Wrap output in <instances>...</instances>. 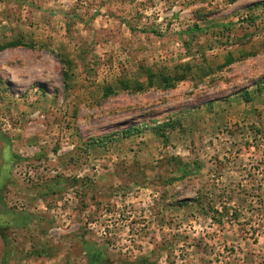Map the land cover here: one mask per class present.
<instances>
[{"label":"rangeland","instance_id":"1","mask_svg":"<svg viewBox=\"0 0 264 264\" xmlns=\"http://www.w3.org/2000/svg\"><path fill=\"white\" fill-rule=\"evenodd\" d=\"M91 262L264 264V0H0V264Z\"/></svg>","mask_w":264,"mask_h":264},{"label":"trees","instance_id":"2","mask_svg":"<svg viewBox=\"0 0 264 264\" xmlns=\"http://www.w3.org/2000/svg\"><path fill=\"white\" fill-rule=\"evenodd\" d=\"M195 30H199L197 27H195ZM156 134L158 136L162 135L163 133H166L168 129L172 128V124L171 123H167L165 126L163 125H159V126H153L152 127ZM133 133H137V134H141L142 131L140 129H137L136 131H133ZM127 135H132V133H127ZM88 254H90V256H93L96 254V252H94L93 250H86ZM91 264H95L94 262H91Z\"/></svg>","mask_w":264,"mask_h":264}]
</instances>
